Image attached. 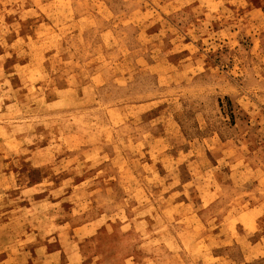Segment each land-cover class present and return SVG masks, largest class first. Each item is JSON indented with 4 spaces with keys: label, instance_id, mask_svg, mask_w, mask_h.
<instances>
[{
    "label": "rangeland",
    "instance_id": "374dc122",
    "mask_svg": "<svg viewBox=\"0 0 264 264\" xmlns=\"http://www.w3.org/2000/svg\"><path fill=\"white\" fill-rule=\"evenodd\" d=\"M0 264H264V0H0Z\"/></svg>",
    "mask_w": 264,
    "mask_h": 264
}]
</instances>
